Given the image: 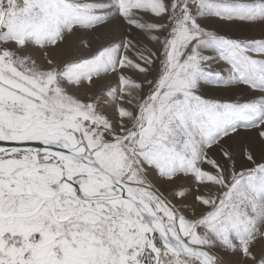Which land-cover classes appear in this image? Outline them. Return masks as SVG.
<instances>
[{"label":"snow or ice","instance_id":"1","mask_svg":"<svg viewBox=\"0 0 264 264\" xmlns=\"http://www.w3.org/2000/svg\"><path fill=\"white\" fill-rule=\"evenodd\" d=\"M0 264H264V0H0Z\"/></svg>","mask_w":264,"mask_h":264}]
</instances>
